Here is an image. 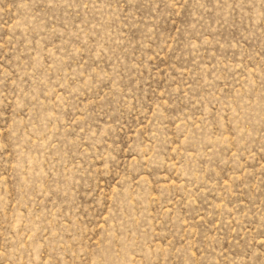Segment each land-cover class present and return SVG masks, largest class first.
I'll return each instance as SVG.
<instances>
[{
    "label": "rangeland",
    "instance_id": "1",
    "mask_svg": "<svg viewBox=\"0 0 264 264\" xmlns=\"http://www.w3.org/2000/svg\"><path fill=\"white\" fill-rule=\"evenodd\" d=\"M0 264H264V0H0Z\"/></svg>",
    "mask_w": 264,
    "mask_h": 264
}]
</instances>
